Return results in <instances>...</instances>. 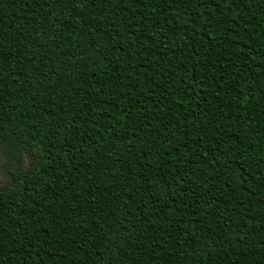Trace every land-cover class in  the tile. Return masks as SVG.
Returning a JSON list of instances; mask_svg holds the SVG:
<instances>
[{"label": "trees", "instance_id": "obj_1", "mask_svg": "<svg viewBox=\"0 0 264 264\" xmlns=\"http://www.w3.org/2000/svg\"><path fill=\"white\" fill-rule=\"evenodd\" d=\"M0 264H264V0H0Z\"/></svg>", "mask_w": 264, "mask_h": 264}, {"label": "rangeland", "instance_id": "obj_2", "mask_svg": "<svg viewBox=\"0 0 264 264\" xmlns=\"http://www.w3.org/2000/svg\"><path fill=\"white\" fill-rule=\"evenodd\" d=\"M34 157L28 150H0V185L14 184L16 174L31 166Z\"/></svg>", "mask_w": 264, "mask_h": 264}]
</instances>
